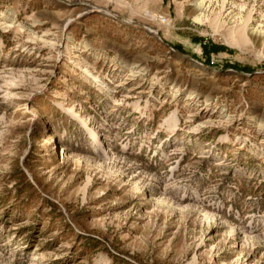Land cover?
Returning a JSON list of instances; mask_svg holds the SVG:
<instances>
[{
    "label": "rangeland",
    "instance_id": "rangeland-1",
    "mask_svg": "<svg viewBox=\"0 0 264 264\" xmlns=\"http://www.w3.org/2000/svg\"><path fill=\"white\" fill-rule=\"evenodd\" d=\"M0 264H264V0H0Z\"/></svg>",
    "mask_w": 264,
    "mask_h": 264
},
{
    "label": "trees",
    "instance_id": "trees-1",
    "mask_svg": "<svg viewBox=\"0 0 264 264\" xmlns=\"http://www.w3.org/2000/svg\"><path fill=\"white\" fill-rule=\"evenodd\" d=\"M203 49H204V53L209 58L212 53H216V52H219V51H223V50H226L227 48L225 46L218 45V44H212L211 46H207L205 44L203 46Z\"/></svg>",
    "mask_w": 264,
    "mask_h": 264
}]
</instances>
